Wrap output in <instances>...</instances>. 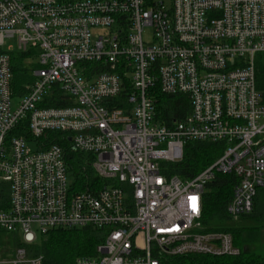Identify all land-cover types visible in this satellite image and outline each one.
Instances as JSON below:
<instances>
[{"label":"built area","instance_id":"built-area-1","mask_svg":"<svg viewBox=\"0 0 264 264\" xmlns=\"http://www.w3.org/2000/svg\"><path fill=\"white\" fill-rule=\"evenodd\" d=\"M8 41L37 61L21 95ZM259 53L264 0H0V230L33 246L55 229H103L79 264L239 255L231 233L203 231L202 198L217 173H235L227 213L238 220L264 188ZM157 89L187 95L188 115L162 124ZM53 131L92 156L98 191L74 190L63 148L44 145ZM189 140L222 142L224 153L189 180L168 177L164 163L182 160ZM32 251L0 264H42Z\"/></svg>","mask_w":264,"mask_h":264},{"label":"trees","instance_id":"trees-1","mask_svg":"<svg viewBox=\"0 0 264 264\" xmlns=\"http://www.w3.org/2000/svg\"><path fill=\"white\" fill-rule=\"evenodd\" d=\"M28 54L14 51L11 53L14 74L13 90L18 93L21 85L28 81V69L25 65ZM257 87L264 90V53L256 57ZM125 92L122 94L125 97ZM158 119L164 125H172L174 120H183L191 109L187 95H168L156 90ZM70 103L55 101L48 106H65ZM46 105V106H47ZM24 124L12 133L23 134ZM44 145L59 144L65 154L68 172L72 177V185L76 191H98L104 184L100 181L92 167V156L73 149L68 135L59 131L49 132L44 137ZM224 143L213 141L189 140L184 147L182 160L164 163L163 171L168 176H179L182 180H189L213 164L224 153ZM235 173H217L213 181L209 182L203 194L202 222L204 232L223 231L232 234L234 244L240 248L239 255L211 256L203 254H188L171 258L167 264H264V253L253 252L252 245L258 240L259 226L233 224L227 213L234 187L239 182ZM260 202L259 193L255 198V208L250 215L241 217V221L258 217ZM239 219V220H240ZM4 231L0 230V236ZM1 238V237H0ZM103 229L87 227L83 229H55L46 235H40L33 244L34 254L43 255L42 264H79V259L92 257L97 254V246L104 241ZM16 246H22V240L15 234Z\"/></svg>","mask_w":264,"mask_h":264},{"label":"rangeland","instance_id":"rangeland-1","mask_svg":"<svg viewBox=\"0 0 264 264\" xmlns=\"http://www.w3.org/2000/svg\"><path fill=\"white\" fill-rule=\"evenodd\" d=\"M144 39L147 43L151 44L153 42V29L151 27H146L144 30ZM13 43L15 45L14 49H12V51H17L16 48V43L15 41H8L7 45L3 48V50H7L8 45ZM37 63V61L35 59H27L25 61V65L28 67H33L35 66V64ZM33 79V76L30 74L28 75V81ZM26 83V82H25ZM27 86L24 85V83L21 85V88L19 90V92L17 93V95H21L22 93H24L27 88ZM19 104V98L18 97H14L13 101H12V106L13 108H16ZM28 146L31 149H36V143L35 142H29ZM72 180V179H71ZM258 193H259V197H260V202L258 203V207L261 208L260 210H258V217H253L250 218L248 220H244L241 221V219L239 220H234L232 219V223L234 224H246L248 226H259L260 229V234H259V238L258 240L252 245V250L253 252L257 253V254H263L264 253V188H259L258 189ZM0 258L2 259H11L13 257H16L17 253H18V248L16 246V241H15V234H11L8 232H3L2 235L0 236ZM22 248H26L27 250H33L32 246H23ZM33 252V251H32Z\"/></svg>","mask_w":264,"mask_h":264},{"label":"water","instance_id":"water-1","mask_svg":"<svg viewBox=\"0 0 264 264\" xmlns=\"http://www.w3.org/2000/svg\"><path fill=\"white\" fill-rule=\"evenodd\" d=\"M71 140V137H69V141Z\"/></svg>","mask_w":264,"mask_h":264}]
</instances>
